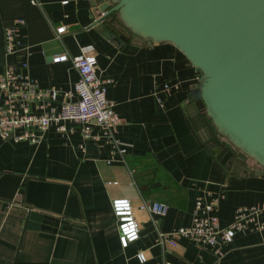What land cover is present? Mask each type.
Instances as JSON below:
<instances>
[{"label": "crops", "instance_id": "crops-1", "mask_svg": "<svg viewBox=\"0 0 264 264\" xmlns=\"http://www.w3.org/2000/svg\"><path fill=\"white\" fill-rule=\"evenodd\" d=\"M98 13L90 0H0V74L26 61L41 88L58 91L57 107L78 74L70 60L53 57L84 55L112 80L106 98L120 119L116 147L95 124L90 137L67 123L65 133L51 125L37 145L0 139V264H264V229L237 233L221 256L183 238L175 248L158 242L160 233L191 224L198 198L217 200L220 228L238 207L264 203V175L255 174L264 169L230 164L226 147L213 144L218 154L207 148L204 110L191 99L199 77L177 48L132 36L115 18L109 21L126 41L112 42L92 27ZM16 19L25 22L21 46L8 56L4 31ZM117 199L129 200L139 227L126 248L112 210ZM142 202L168 209L157 216L141 210Z\"/></svg>", "mask_w": 264, "mask_h": 264}, {"label": "water", "instance_id": "water-1", "mask_svg": "<svg viewBox=\"0 0 264 264\" xmlns=\"http://www.w3.org/2000/svg\"><path fill=\"white\" fill-rule=\"evenodd\" d=\"M90 1L99 12L92 27L108 40L126 41L115 18L132 36L177 48L199 77L194 105L264 169V0Z\"/></svg>", "mask_w": 264, "mask_h": 264}, {"label": "built area", "instance_id": "built-area-1", "mask_svg": "<svg viewBox=\"0 0 264 264\" xmlns=\"http://www.w3.org/2000/svg\"><path fill=\"white\" fill-rule=\"evenodd\" d=\"M25 22L16 19L4 31V52L10 56L18 51L21 44L19 33ZM65 27L56 29L59 36L65 32ZM53 63L70 60L78 74V80L73 92L64 94L66 100L53 106L54 96L58 93L53 88H41L38 82L29 75L28 63L6 65L0 74V139L12 140L15 143L28 142L37 145L42 135L51 126L65 133V124H81L82 134L90 137V124L99 126L104 136L115 147L113 131L120 124V119L113 110V104L106 98L107 86L112 82L108 77L97 74L95 61L84 55L69 58L66 54L53 57ZM168 88L167 86H164ZM76 101H70L72 95ZM124 154V149H119ZM110 163V161H108ZM217 200L205 201L198 198L194 205L192 221L189 226L180 227L168 234L160 233L158 242L177 247L179 238L190 240L199 246L210 247L214 254L222 255V246L230 243L237 233L244 232L249 227L255 230L264 229L261 216L264 213V203L251 207H238L232 221L220 228L217 216ZM141 210L157 216H165L167 205L153 202H142ZM112 210L118 221L119 241L123 248L139 237V227L133 218V210L129 200L117 199L112 202ZM138 260L145 261L143 253L138 254Z\"/></svg>", "mask_w": 264, "mask_h": 264}, {"label": "trees", "instance_id": "trees-1", "mask_svg": "<svg viewBox=\"0 0 264 264\" xmlns=\"http://www.w3.org/2000/svg\"><path fill=\"white\" fill-rule=\"evenodd\" d=\"M204 118H205V122H206V134L210 138L209 142H211L212 144L219 145L220 147H226L228 150H230V152H231V157L229 158L230 159V164H232L234 161H235V163H239L240 162L242 164V166L244 167V169H245V167L247 169H250V170L253 169V168H250V167L246 166V161L245 160L243 161L242 159L238 158V154H237L239 152L238 149H236L235 147L230 146L228 144H225L224 142L222 143L220 141V139L217 136V131H216L211 119L205 113H204ZM205 143H206V145H208V142H205ZM207 148L210 149V147H208V146H207ZM246 159H247V157H246ZM255 165L259 166L256 162H255Z\"/></svg>", "mask_w": 264, "mask_h": 264}, {"label": "rangeland", "instance_id": "rangeland-1", "mask_svg": "<svg viewBox=\"0 0 264 264\" xmlns=\"http://www.w3.org/2000/svg\"><path fill=\"white\" fill-rule=\"evenodd\" d=\"M217 136H218V138H219L222 142H224L225 144H228V145L232 146V144L230 143V141L228 140L227 137H225V136L222 135L221 133H217ZM250 163H251L252 165H251ZM250 163H249V165H251V166H250L251 168H255V167H256V165H255V161H253V160L250 159Z\"/></svg>", "mask_w": 264, "mask_h": 264}]
</instances>
